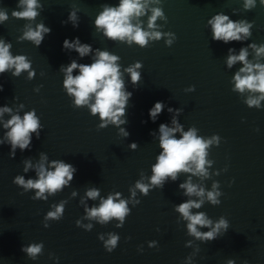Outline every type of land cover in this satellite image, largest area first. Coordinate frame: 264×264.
Returning <instances> with one entry per match:
<instances>
[{
    "label": "water",
    "instance_id": "obj_1",
    "mask_svg": "<svg viewBox=\"0 0 264 264\" xmlns=\"http://www.w3.org/2000/svg\"><path fill=\"white\" fill-rule=\"evenodd\" d=\"M119 3L37 0V17L26 20L12 15L13 10H23L20 0H0V11L8 17L0 22V39L11 45L12 57L24 55L30 63L19 76L12 75L14 66L0 74V108L7 105L12 109L0 116V141H5L0 143V264H227L228 259L235 264H264V100H260V108L248 107L249 97L261 93L234 91V75L243 64L227 65L229 48L238 55L241 47L264 43V5L256 0V7L245 10L244 0H141L144 12L131 22L145 31L164 33L141 47L135 41L129 44L127 38L110 39L103 28L95 26V18L105 6ZM155 8L164 16L157 17L158 27L149 29L148 19ZM70 13H74L72 20H68ZM216 14L253 22L251 36L241 33L240 41L229 43L213 40L208 21ZM40 23L51 31L37 47L24 33ZM77 37L80 43L91 45L83 57L75 49L63 48L66 38L71 41ZM169 40L170 45L166 43ZM97 50L119 57L115 63L120 66L124 90L133 93L126 108L127 123L117 126L108 121L102 129L97 128L102 123L99 113H91L94 94L88 104L74 107L75 97L64 88L66 73L61 71V66L66 68L72 60L91 64L97 59ZM247 59L264 64V55L257 57L254 48H248ZM137 61L142 62L136 69L141 79L134 86L125 69ZM79 71L78 67L73 69L72 75H79ZM29 72L34 76L29 78ZM156 101L164 102V110L153 121L149 109ZM32 109L41 125L39 138L36 132L31 133L30 149L17 148L11 158L8 129L3 124L12 115L23 118ZM173 118L181 125V130L172 134L176 139L195 129L197 137L209 140L218 134L221 142L217 146L213 140L206 148L207 175L195 173L190 162L193 171L178 172L176 180L165 177L161 188L150 179L152 166L163 151L159 125L175 128ZM133 143H137L136 149H132ZM41 153L47 159L42 160ZM25 160L33 165L27 172ZM52 160L71 163L77 171L55 194L46 192V201L31 199L38 190L24 192L13 183L16 175H23L26 181L38 179L39 163L54 171ZM189 179L204 189L203 197L185 194L180 184ZM137 181L148 186L147 196L136 188ZM93 188L99 191L95 199L87 196ZM209 191L221 193L219 205L208 200ZM110 194L114 201H127L131 210L122 227H116L120 221L115 217L104 223L99 217H87L86 208L99 207ZM188 200H203L200 208L193 207L190 212H204L212 220L211 226L197 225L198 231L207 233L221 216L229 221L227 231L207 242L188 234V221L176 211L178 204ZM61 201H66L62 218L49 219V227H44V217ZM136 201L140 203L133 206ZM78 219L82 225H92L91 230L77 226ZM109 233L120 237L112 252L103 243ZM40 242L44 246L34 260L21 250L24 245ZM149 242L157 245L149 247Z\"/></svg>",
    "mask_w": 264,
    "mask_h": 264
},
{
    "label": "clouds",
    "instance_id": "obj_2",
    "mask_svg": "<svg viewBox=\"0 0 264 264\" xmlns=\"http://www.w3.org/2000/svg\"><path fill=\"white\" fill-rule=\"evenodd\" d=\"M256 0H244L243 8L245 10H251L256 7ZM260 4L264 5V0H260ZM20 5L24 8L22 11L13 10L12 15L16 18L34 20L38 12L36 11L37 0H20ZM144 12V5L141 0H120V3L116 7L105 6L104 10L99 13L95 18V26L104 29V35L110 39H119L124 41L127 38L129 44L135 41L141 47H145L149 39L159 40L164 33L154 31L148 32L141 28L139 24H133L131 22L133 17H139ZM164 13L160 8L153 9V14L148 19V28L154 29L158 27L156 25L157 17H163ZM74 13H70L68 20H72ZM7 13L0 11V22L7 20ZM68 21H62L67 23ZM212 26V39L215 41H223L229 43L230 41H240L242 39L241 33L244 37H250V29L253 27V22L247 20H230L228 15L216 14L212 19L208 21ZM73 27H78V23H73ZM50 27H45L43 23L37 24L35 30L29 28L24 33V37L32 41L35 46L39 47L44 40V34L50 33ZM171 44L172 41L166 42ZM11 45H5L3 40L0 39V74L5 73L7 69L14 66L15 71L13 76H19L24 70L30 68V63L26 61L24 55H18L12 57L9 52ZM64 49H75L81 57L91 51V45L87 43H80L79 38H74L71 41L65 39L63 41ZM248 48H254L256 56L264 55V43H261L258 47L255 43L249 44L247 47H241L239 54H233L234 49L229 48V55L227 57V65L231 68L237 61L243 64V67L239 69L234 75L235 88L239 92L243 93L246 89L252 93H261L259 97H249L247 100L248 107L255 106L260 108V100H264V64L252 63L248 57ZM119 57L117 55H111L108 51L97 50V59L91 64H78L75 60L65 68L61 66V71L66 73V79L63 81L64 88L67 89V93L75 97L74 107L88 104L90 97L94 94L95 102L91 104V113L95 115L99 113V117L102 121L97 125L98 129H102L108 126V121L119 126L121 123H127L126 120V108L129 99L133 93L131 91L124 90V81L121 79L120 66L115 63ZM79 68V75L73 76V69ZM142 67V62L137 61L134 65L125 69L126 72L131 74V82L135 86L141 79L140 73L136 69ZM244 75H241V74ZM34 73L29 72V78L33 77ZM41 86H38L35 91H39ZM194 87V86H193ZM0 91H3V86L0 85ZM164 110V102L156 101L154 106L149 109L150 118L155 121L157 115ZM12 109L5 105L0 108V116L4 112H11ZM169 112H172V108H168ZM120 116H124L125 119L121 121ZM173 124H176L175 128H169L166 124L161 123L159 125V146L163 151L158 155L157 162L152 166L153 175L151 176V184L163 187L162 181L165 177L171 176L173 180L177 179V173L184 171H193L189 167V163L195 165V173L207 175L205 169L206 164V148L216 141L217 146L221 142V137L215 134L212 139L204 140L197 137L195 129H190L184 132L180 139H176L172 134L178 130H181L175 118H173ZM3 127L8 129L6 132L7 141L10 142L9 156L15 157L16 149L21 151L30 149L32 143L31 133L36 132L37 138L40 133L37 129L41 127L37 116L35 115V109L25 112L23 118L19 114L12 115L11 119L7 120ZM124 132V129H120ZM129 135V133H125ZM5 141H0L4 143ZM132 149L138 147L137 143L132 144ZM41 159H47L43 153H41ZM51 164L55 166L54 171H49L45 168L44 163H39L37 166L38 179L33 180L29 178L25 180L23 175H16L13 178V183L22 186L24 192L30 189H36L35 195L31 197L33 200H47L48 197L44 195L46 192L49 194H55L57 190L62 189V186L67 185L69 181L73 180L74 173L77 171L71 163H65L63 160H52ZM24 171L27 172L29 168L33 167L30 160L24 161ZM194 173V174H195ZM67 177V179H65ZM180 187L186 190V195H196L203 197L204 189L198 188L196 184L188 182L180 184ZM213 187H216L214 183ZM136 188H139L145 196L149 194L148 186L142 184L140 181L136 182ZM75 195V193H73ZM99 195L98 189H90L87 192L89 198L95 199ZM132 195H135V191H132ZM221 195L219 192L209 191L207 193L208 200L213 205H219L221 200L217 197ZM115 196L118 198L120 193L117 192ZM66 201H61L56 206L55 211H50L47 216L44 217V227H49L48 220H60L64 213V205ZM140 201H136L139 204ZM203 200H188L182 202L176 206V211L182 214V216L188 221L187 231L188 234L194 235L197 239L203 242L212 241L218 238L222 233L226 232L229 228V221L221 216L215 226L211 228L207 233H201L197 229V225L201 227L211 226L212 220L207 218L204 212H198L192 214L190 209L200 208ZM88 218H100V222L104 223L110 220V218H118L120 223L116 227H122L125 222V217L131 213V210L127 207V201L118 200L114 201L113 195H109L106 200H102L99 207L86 208ZM76 225L84 228L85 230H91L92 225H82L81 221L76 220ZM221 229L223 231L221 232ZM159 230V229H157ZM109 239L104 241V247L108 252H112L118 245L120 239L118 234L109 233ZM98 238L103 240V235L99 234ZM153 242H149V247H155ZM43 242L39 244H29L28 246H22L21 250L26 252L27 256L31 259H36L37 254H40L43 248ZM187 246V244L185 245ZM143 251L142 248L139 249ZM51 255V254H50ZM58 259V258H57ZM227 264H235L233 259H228ZM247 264V262H245Z\"/></svg>",
    "mask_w": 264,
    "mask_h": 264
}]
</instances>
